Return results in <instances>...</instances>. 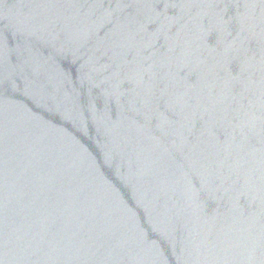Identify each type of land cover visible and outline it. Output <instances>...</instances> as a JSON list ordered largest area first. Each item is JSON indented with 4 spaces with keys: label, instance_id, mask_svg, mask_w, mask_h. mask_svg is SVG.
Returning a JSON list of instances; mask_svg holds the SVG:
<instances>
[{
    "label": "water",
    "instance_id": "water-1",
    "mask_svg": "<svg viewBox=\"0 0 264 264\" xmlns=\"http://www.w3.org/2000/svg\"><path fill=\"white\" fill-rule=\"evenodd\" d=\"M0 264H264V0H0Z\"/></svg>",
    "mask_w": 264,
    "mask_h": 264
}]
</instances>
